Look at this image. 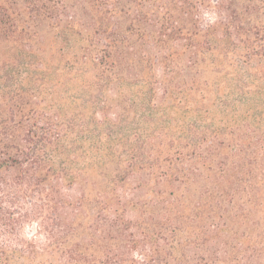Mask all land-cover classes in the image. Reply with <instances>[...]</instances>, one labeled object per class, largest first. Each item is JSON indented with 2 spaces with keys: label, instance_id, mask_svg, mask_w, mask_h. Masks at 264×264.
I'll list each match as a JSON object with an SVG mask.
<instances>
[{
  "label": "trees",
  "instance_id": "16d2710c",
  "mask_svg": "<svg viewBox=\"0 0 264 264\" xmlns=\"http://www.w3.org/2000/svg\"><path fill=\"white\" fill-rule=\"evenodd\" d=\"M0 264H264V0H0Z\"/></svg>",
  "mask_w": 264,
  "mask_h": 264
},
{
  "label": "rangeland",
  "instance_id": "374dc122",
  "mask_svg": "<svg viewBox=\"0 0 264 264\" xmlns=\"http://www.w3.org/2000/svg\"><path fill=\"white\" fill-rule=\"evenodd\" d=\"M54 1H60V0H54ZM61 1H64V4H66V5H71V2L73 1V0H61ZM48 38H50V35H47V39ZM28 229L29 230H32V231H34L35 230V227L33 226V227H28Z\"/></svg>",
  "mask_w": 264,
  "mask_h": 264
}]
</instances>
